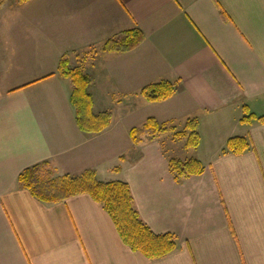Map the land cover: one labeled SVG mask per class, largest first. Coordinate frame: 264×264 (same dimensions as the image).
I'll return each instance as SVG.
<instances>
[{"label": "crops", "instance_id": "obj_1", "mask_svg": "<svg viewBox=\"0 0 264 264\" xmlns=\"http://www.w3.org/2000/svg\"><path fill=\"white\" fill-rule=\"evenodd\" d=\"M14 4L0 20V264H264V0ZM132 28L144 35L136 48L102 51L107 39ZM63 57L92 74L94 101L115 95L125 130L79 129L70 79L58 74ZM160 80L174 82V94L144 100L140 89ZM11 86L20 87L7 93ZM146 109L152 112L139 118ZM147 116L160 123L195 117L199 134L204 122L211 137L215 119L223 118L237 132L204 158L191 156L203 172L177 181L158 134L138 143L128 135ZM237 135L249 139L250 150L222 152ZM109 145L132 146L114 179L129 184L133 205L153 232L176 235L173 252L149 259L131 250L87 193L46 203L17 181L41 160L61 173H97Z\"/></svg>", "mask_w": 264, "mask_h": 264}, {"label": "trees", "instance_id": "obj_2", "mask_svg": "<svg viewBox=\"0 0 264 264\" xmlns=\"http://www.w3.org/2000/svg\"><path fill=\"white\" fill-rule=\"evenodd\" d=\"M19 3L27 0H18ZM4 0H0V5ZM143 32L139 28L122 31L105 41L104 52H127L136 48L143 40ZM58 71L61 76L69 78L71 83L70 103L75 109L76 124L86 133H98L106 128L110 121L108 112L94 113L92 111L93 98L88 91L90 76L80 68L70 67L67 58L59 61ZM176 84L169 80L150 83L140 90V95L148 102L166 100L175 92ZM186 122L188 136L184 146L195 149L199 145V134L196 120ZM173 130L165 123H160L154 117H148L141 126L132 127L129 135L134 143L141 140V136L154 137L158 133ZM183 135L182 133H178ZM251 143L245 136L228 138L222 152L242 154L250 150ZM169 171L175 180L190 175H199L204 167L197 158L180 160L168 159ZM114 170H118L115 167ZM44 174V175H43ZM17 181L38 200L46 203L58 202L67 197L87 193L100 203L112 219L122 241L133 251L142 253L149 259L161 258L178 248L177 237L173 232L155 233L140 218L133 205V197L129 184L121 179L101 181L96 178L94 170H86L75 176L64 174L52 176L48 161L36 163L24 168L17 176Z\"/></svg>", "mask_w": 264, "mask_h": 264}, {"label": "rangeland", "instance_id": "obj_3", "mask_svg": "<svg viewBox=\"0 0 264 264\" xmlns=\"http://www.w3.org/2000/svg\"><path fill=\"white\" fill-rule=\"evenodd\" d=\"M14 2L15 3H17V2L19 3L18 0L17 1L16 0H6V4H4V2H3L0 5V20L3 19L2 18L3 14L5 13V11L9 10L10 5H12V6L15 5ZM2 23L3 22L0 21V29H2V27H1ZM98 49H100V48L98 47ZM77 55H79L80 57L81 56L84 57L83 54H77ZM58 74H60L59 71H58ZM91 75L92 74H90V76ZM6 81H8V79H6ZM19 87L20 86H11L10 88L8 87L9 89L6 92L9 93V91L14 90L15 88L17 89ZM92 88H93L92 92L94 93L96 91L97 96H99V93H100L99 89L100 88L96 84H93ZM3 90H5L4 89V85H1V80H0V92L1 91L4 92ZM46 91L48 93L50 92L49 90H46ZM88 91H89V89H88ZM139 94H140V91H139ZM91 95H92V98H93L92 111L94 113L108 112L110 114V121H109V124H108L107 127L110 126V128H115L114 131H121V129L125 130L126 126L124 127L123 123L121 124V123L117 122V120H118L117 117H116L117 116V108H116V104L117 103H116V101H114L115 100V95L111 96L110 99H104V97L102 99H99V97H102L100 95L99 97L96 98V101H94L95 98L93 97V94H91ZM69 98H70V95H69ZM50 101L52 103H55L56 102V97L55 96L52 97L50 99ZM95 102H96V104H95ZM125 105H129V103H125ZM12 110L14 111V107H12ZM122 110H123V112H125L127 110V107L125 106V109H122ZM151 112H149V110L146 109V110H144L143 112L140 113L139 118L141 117L142 114H146L147 115V114H150ZM11 114H12V111H11ZM244 114H248V113H244ZM148 117H153V116H147L138 126H141ZM189 119H193L191 121L192 123H193L194 120H196V123H197V119H195V117L178 118L177 121H175V122H172V121L171 122H169V121L164 122L168 128L173 127V130H167L165 132L158 133L159 138H160V140H159L160 144L163 147V151L167 154L168 159L177 158V159H180V160H185V159H188L189 157L191 158V156H195L197 158L198 157L204 158L203 155L205 153H207V152H211L212 151L211 148L213 146H215V148L217 150L218 148H220V146H222V144H224L226 135H231L232 133L237 132L235 129L228 127L229 124H225L224 121H223L224 120L223 118H216L215 121L217 123H215V134L213 135V137H211V136H208V133L205 131V127L206 126H205V124L203 122V124H201V126L199 128L201 133L199 134V132H198V134H199V143H200L199 147L195 148L197 150H194V149H191V148H186L184 146V144L186 142V138H187L189 132H188V129L186 130L185 126H186L187 120H189ZM75 120H76V118H75ZM204 121H206V118H204ZM137 122H138V119H137ZM196 126H197V124H196ZM106 128H104L103 130H105ZM178 133H182L183 135H180ZM123 138H124V135H123ZM127 138L129 139V136H127ZM130 147H132V146L123 145L121 149L116 150L114 147H111L109 145L107 147V149L105 150V155L106 156H105V159L102 160V164H101L102 167L99 170L97 169L98 170L97 173L95 172L96 173V178L98 180H101V179L104 180V179H114V178L118 177L117 170H114V169H115V167L121 166V164H122L121 163V160H122L121 156L127 155L126 153L129 152ZM131 157H132V155H131ZM43 161H48L49 162V166H50V169L52 171V176H60V175H64V174H69V173H61V172H59L57 166H55V164L52 161L41 160V161L36 162V163H40V162H43ZM36 163H34V164H36ZM34 164H31V165H29L27 167H30V166H32ZM69 175L75 176V175H72V174H69ZM103 180H101V181H103Z\"/></svg>", "mask_w": 264, "mask_h": 264}]
</instances>
